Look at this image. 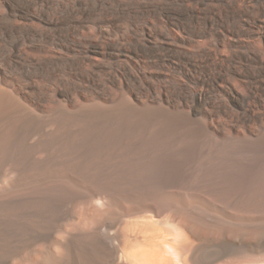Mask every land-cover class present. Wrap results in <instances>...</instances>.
I'll return each instance as SVG.
<instances>
[{
	"label": "bare ground",
	"instance_id": "1",
	"mask_svg": "<svg viewBox=\"0 0 264 264\" xmlns=\"http://www.w3.org/2000/svg\"><path fill=\"white\" fill-rule=\"evenodd\" d=\"M261 97L264 0H0V264H264Z\"/></svg>",
	"mask_w": 264,
	"mask_h": 264
},
{
	"label": "rangeland",
	"instance_id": "2",
	"mask_svg": "<svg viewBox=\"0 0 264 264\" xmlns=\"http://www.w3.org/2000/svg\"><path fill=\"white\" fill-rule=\"evenodd\" d=\"M262 98L263 97H261L258 102L255 101V100H253L254 98L250 99L248 101V103L251 106V109H253L255 111H258V110L262 109V107L264 106V102L262 101ZM261 121L262 120L260 118H258V120L251 119L248 122V129H250V130H257L259 128V124H262L263 123V121H262V123H260ZM236 129H240V128L237 127ZM242 191L243 192H247L248 190L243 187ZM199 192L202 193V194L203 193H206L207 195L214 196V197L219 194V192L217 190H214V189H200ZM215 204L216 205H221V207H223L225 209H234V208H237V209L242 208L243 209V208H246L241 203L234 202V201L230 200L229 198H223L222 200H219V201L215 202L214 205ZM79 207H80V205L76 204L75 207H73V210H78Z\"/></svg>",
	"mask_w": 264,
	"mask_h": 264
}]
</instances>
